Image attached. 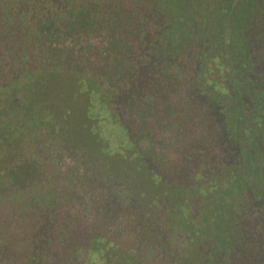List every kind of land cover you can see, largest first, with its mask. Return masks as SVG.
Masks as SVG:
<instances>
[{
    "label": "trees",
    "instance_id": "obj_1",
    "mask_svg": "<svg viewBox=\"0 0 264 264\" xmlns=\"http://www.w3.org/2000/svg\"><path fill=\"white\" fill-rule=\"evenodd\" d=\"M1 1L0 98L4 104L0 103V141L16 130L36 128L49 119L46 110L36 105L37 79L44 72L72 75L83 90L97 93L84 104L86 116L118 125V139L123 140L117 139L115 149L132 150L138 155L147 151V144L144 147L139 141L151 140L144 130L151 118L163 125V119L169 114L175 117L180 107L189 102L195 105L190 96L202 97L210 106L216 105L224 125L229 121L231 129L235 124L240 126L236 137L239 162L245 171V184L241 186L246 189L251 208L264 219V167L258 165L264 149V110L256 109L264 104V86L257 78H249L251 70L244 66L249 40L243 35L245 27L235 29L239 21L233 14L235 1L209 0L202 4L194 0H23L24 10L19 15L20 23L14 21L18 27L14 31L5 21L3 7L8 1ZM204 6L209 7V13L198 17L196 12ZM149 11L152 15H148ZM35 58L49 60L45 65H35ZM249 102L255 107L245 117L243 105ZM93 104L98 105L95 115L91 113ZM124 109L135 115V135L120 120ZM198 122L202 124L201 118ZM106 180L104 184L111 181ZM36 195L42 202L51 198L50 191ZM37 201L32 198L33 204ZM123 203L119 190L112 188L98 209L99 219L111 234H118L123 223L129 222L130 218L121 213ZM204 211L199 224H191V230L199 237L209 234L210 240L199 250L201 256L195 257L194 251H189L185 263L243 264L247 256L244 250L255 244L253 238L244 234L243 225L223 218L219 206L213 212ZM66 225L59 227L58 236L45 238L48 229L43 223L37 235L41 244H47L48 249L53 242L61 245L56 255L63 254L66 261L72 255L78 264H112L110 255L115 241L103 240L99 234L76 240L68 237V229L62 227ZM253 225L248 231L256 230ZM260 226L264 227V221ZM149 241L151 248L158 246L159 241ZM162 241L160 250L171 245L168 237ZM258 245L247 264H264V236ZM79 250L82 255L77 254ZM161 251L152 256L167 257ZM50 254L47 252L45 257ZM124 259L127 260L126 255ZM163 263L169 264H158ZM170 264H175L174 259Z\"/></svg>",
    "mask_w": 264,
    "mask_h": 264
},
{
    "label": "rangeland",
    "instance_id": "obj_2",
    "mask_svg": "<svg viewBox=\"0 0 264 264\" xmlns=\"http://www.w3.org/2000/svg\"><path fill=\"white\" fill-rule=\"evenodd\" d=\"M6 1L5 21L14 31L25 2ZM195 1L204 4L209 0ZM231 1H235L233 14L239 20L235 29L245 27L243 35L249 40L247 62L244 60V66L251 70L248 77L257 78L264 86V0ZM209 10L204 6L197 16H206ZM47 60L35 58L34 64L45 65ZM37 80L36 105L46 110L49 119L36 128L16 130L0 141V264H78L72 255L67 261L63 254L56 255L61 245L53 242L48 249L47 244H41L38 234L43 223L48 229L45 238L58 236L59 227L68 223L62 227L68 229L70 238L99 234L103 240L115 241L112 264H170L173 259L175 264H186L188 253L194 251L195 257L201 256L199 250L210 240L209 234L199 237L192 233L191 224H199L204 209L213 212L217 206L223 210V218L243 225L242 233L253 238L255 244L250 245V251L247 246L244 250L247 256L243 264H247L264 236V227L260 226L264 219L251 208L246 189L241 186L245 184V171L239 162V125L232 129L231 122L224 125L216 105L190 96L195 105L189 102L180 107L175 117L169 114L163 119V125L152 118L147 122L144 130L151 140L139 141L144 147L147 144V151L138 155L132 150L115 149L118 140H123L118 139V125L86 116L84 104L97 93L83 90L74 76L64 72H44ZM0 103L4 104L3 97ZM243 109L247 117L249 103ZM91 113H98V105H92ZM120 120L128 124L129 133L138 132L133 111L124 109ZM27 159L33 165L27 164ZM258 165L262 168L264 162ZM108 179L111 181L104 184ZM112 188L119 190L124 200L121 213L130 218L118 234H111L98 216ZM47 191L51 198L42 202L36 194ZM32 198L38 203L33 204ZM249 224L256 230L248 231ZM164 237L172 247L165 245L161 251L158 246ZM149 239L155 244L159 241L158 246L151 248ZM156 251L168 258L152 256ZM47 252L52 256L45 257Z\"/></svg>",
    "mask_w": 264,
    "mask_h": 264
},
{
    "label": "flooded vegetation",
    "instance_id": "obj_3",
    "mask_svg": "<svg viewBox=\"0 0 264 264\" xmlns=\"http://www.w3.org/2000/svg\"><path fill=\"white\" fill-rule=\"evenodd\" d=\"M249 103H250L249 105H250L251 109H252L253 107H255V106L252 105L251 102H249ZM263 103H264V102H263ZM263 103H262V104H263ZM263 105H264V104H263ZM263 105H260V106L257 105V106H256V109H257V108H260V109L263 111V110H264V106H263ZM249 110H250V109H249ZM247 111H248V110H247ZM248 113H249V112H248ZM263 114H264V111H263ZM263 117H264V115H263ZM262 152H263V155H262V156L260 155V157H261V159H262V162H260V163L263 165V162H264V149H263ZM261 159H260V160H261ZM261 169H262V168H261Z\"/></svg>",
    "mask_w": 264,
    "mask_h": 264
}]
</instances>
